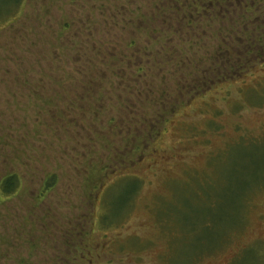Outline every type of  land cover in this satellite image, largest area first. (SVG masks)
Here are the masks:
<instances>
[{
  "label": "rangeland",
  "instance_id": "1",
  "mask_svg": "<svg viewBox=\"0 0 264 264\" xmlns=\"http://www.w3.org/2000/svg\"><path fill=\"white\" fill-rule=\"evenodd\" d=\"M23 3L0 14V177H22L0 264L67 245L82 264H264V58L217 82V23L188 25L191 1Z\"/></svg>",
  "mask_w": 264,
  "mask_h": 264
},
{
  "label": "flooded vegetation",
  "instance_id": "2",
  "mask_svg": "<svg viewBox=\"0 0 264 264\" xmlns=\"http://www.w3.org/2000/svg\"><path fill=\"white\" fill-rule=\"evenodd\" d=\"M170 1L176 7L174 9L176 10V14H179L184 8V1L187 3L191 1L187 5L186 15L183 16L188 25H191L193 21L190 18L192 8L189 6L191 4L196 8V11L193 12L197 13V18L204 20L208 18L209 20L207 21L217 23L215 25V31L219 41L215 49L226 45L228 51L225 52V55L233 61L236 62L240 59L248 61L250 59H259V57L264 58V0H211L214 2L211 4L208 3L209 6H206V0ZM183 18L179 19L182 20ZM156 29L153 28V31ZM243 44L246 45L244 49L246 52L242 50V52L238 53L237 47H243ZM222 58L223 54L215 53L209 59L213 63L218 62ZM220 68L221 71L219 74L222 75L226 68L223 69V65H220Z\"/></svg>",
  "mask_w": 264,
  "mask_h": 264
},
{
  "label": "trees",
  "instance_id": "3",
  "mask_svg": "<svg viewBox=\"0 0 264 264\" xmlns=\"http://www.w3.org/2000/svg\"><path fill=\"white\" fill-rule=\"evenodd\" d=\"M24 1L25 0H4V1L1 0L0 4L2 5V11H0V14H2L4 16L7 15L8 17L10 16V19L13 17L19 18L22 15L21 13L23 10V6H24L23 2ZM205 2H206V6H209L208 3L211 4L214 1L206 0ZM218 3L220 4V2H218ZM189 7L192 8L190 18L196 19L197 18L196 16H198V15H197V13L193 12V11H196V8L193 6V4H191ZM11 15H12V17H11ZM66 26H68V24ZM157 31H158L157 33H160L159 30H157ZM128 44H129L128 50H133V48L141 50L140 44L136 43L135 39H133V41L129 42ZM148 51H149V46L144 45L142 52L144 53V52H148ZM213 51H214L213 52L214 54L212 53V55H215V53L223 54V58L220 59L218 62H220L219 65H223V69L226 68V70L224 71V73L222 75L218 73V77L220 78V75H221V78L217 79V82L219 80H220V82H222V80H224V81L225 80H232L237 75H239V72H242V71L246 70L247 68H250L249 66L252 64L251 62L253 61V59H250L248 61H244L241 59L239 61H236V62L233 61L232 59H230L228 56L225 55V52L228 51V47L226 45L220 46L219 49H215ZM134 53L137 54V51ZM146 55L148 56V54H146ZM261 58L262 57H259V59H261ZM218 62L217 61L213 62V64H218ZM244 65H245V67H243ZM140 70L143 72L142 68L136 70V72L139 73ZM210 83H213V81H211L209 79H207L205 81L191 80L190 82H186L183 85V90H188V92H191V93L195 91L194 92L195 95H198L199 92H201L203 94L204 92H210L214 88L215 83L214 84H210ZM91 91H92V89H91ZM201 93H200V95H201ZM80 99H83V98H80ZM90 99H92V98H90ZM95 101L96 100H94V102ZM97 102H99V101H97ZM86 103H87V106H85V104H84V107L86 108L87 114H89L90 111L92 110L93 104H92V102H86ZM67 105H68V103H67ZM67 108H70V106H66V109ZM81 112H83V111H81ZM113 124H114V122H113ZM75 126H76L75 129H77L78 125L75 124ZM114 126L118 127L117 124H114ZM133 151H137V150H133ZM21 178H22L21 175L15 173V172L7 173V174L2 175V177H0V204L3 203L4 201L11 200L18 195V193L20 192L21 187H22ZM55 180H56V176L55 177H54V175H52V177L50 175L47 176L46 180L42 183L43 185L41 186V188L37 192V195H36L37 197L35 198L36 204L39 202H42L46 198L48 191H50L53 187L56 186ZM96 189H98V188H96ZM99 191H100V189L97 190V192H99ZM99 198L97 197L96 201H98ZM99 223L101 224V219H100ZM67 246L68 247H65L64 250L63 249L60 250L61 251L60 253H57L55 256H52L50 258L54 262V264H82V261H80V262L75 261L74 252L70 251V245H67ZM29 247H30V249H32V247H33V249L34 248L37 249V246L34 245V243H30ZM79 248L80 247L76 246V250H75V251H77L76 257L79 255V252H81V251L78 252ZM83 250H86V249H83ZM54 254H55V252H54ZM70 257H72V258H70ZM18 258H17V263L24 264L25 261L24 260L21 261Z\"/></svg>",
  "mask_w": 264,
  "mask_h": 264
}]
</instances>
